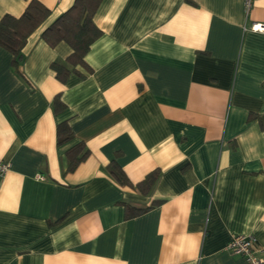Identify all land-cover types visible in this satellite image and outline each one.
<instances>
[{"label": "crops", "instance_id": "0c3cea01", "mask_svg": "<svg viewBox=\"0 0 264 264\" xmlns=\"http://www.w3.org/2000/svg\"><path fill=\"white\" fill-rule=\"evenodd\" d=\"M39 1L50 13L19 72L0 47V264H247L225 247L248 234L264 260V0H102L101 35L64 83L51 64L71 48L42 33L74 0ZM27 2L0 0V19Z\"/></svg>", "mask_w": 264, "mask_h": 264}, {"label": "trees", "instance_id": "16d2710c", "mask_svg": "<svg viewBox=\"0 0 264 264\" xmlns=\"http://www.w3.org/2000/svg\"><path fill=\"white\" fill-rule=\"evenodd\" d=\"M102 0H74L72 5L62 13L42 33V39L50 46L65 42L71 48V54L63 63H52L51 68L60 83H64L68 75L78 65L86 67L84 57L90 45L101 35L100 30L93 23V16ZM50 11L39 0H28L27 5L18 17L4 15L0 19V47L12 55V67L18 71L21 61V50L26 44L28 36L47 18ZM67 65L71 66L69 69ZM19 72V71H18ZM65 108L59 95L52 100L54 113ZM57 145H63L73 139V134L66 121L56 126ZM88 155V150L82 142L69 148L66 153L67 171H73ZM109 174L120 185H130L122 169L115 163H109ZM157 173H150L136 186L147 193L154 184ZM148 208L135 209L125 206L126 218H132L144 213Z\"/></svg>", "mask_w": 264, "mask_h": 264}, {"label": "built area", "instance_id": "2783aa9c", "mask_svg": "<svg viewBox=\"0 0 264 264\" xmlns=\"http://www.w3.org/2000/svg\"><path fill=\"white\" fill-rule=\"evenodd\" d=\"M255 0H244V6L248 11ZM251 29L257 32H264V24H253ZM9 168V164L0 160V175H3ZM226 250L233 255L242 256L247 264H264L258 256L257 240L254 235H233L226 245Z\"/></svg>", "mask_w": 264, "mask_h": 264}]
</instances>
